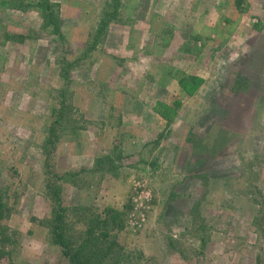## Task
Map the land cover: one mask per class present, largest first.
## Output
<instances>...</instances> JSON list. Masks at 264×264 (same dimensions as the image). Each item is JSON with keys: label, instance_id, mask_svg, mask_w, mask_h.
<instances>
[{"label": "rangeland", "instance_id": "rangeland-1", "mask_svg": "<svg viewBox=\"0 0 264 264\" xmlns=\"http://www.w3.org/2000/svg\"><path fill=\"white\" fill-rule=\"evenodd\" d=\"M41 1L0 0V264H68L56 191L118 264H264V0Z\"/></svg>", "mask_w": 264, "mask_h": 264}, {"label": "trees", "instance_id": "trees-1", "mask_svg": "<svg viewBox=\"0 0 264 264\" xmlns=\"http://www.w3.org/2000/svg\"><path fill=\"white\" fill-rule=\"evenodd\" d=\"M40 3L41 5L46 4L47 0H42ZM241 3L242 0H234V5L238 9L242 8ZM56 194L57 207L52 210L47 223L52 234V241L62 247L67 263L118 264L122 247L119 245L116 233L124 225L123 211L107 207L104 210V219L99 220L97 217L91 219L88 227L78 236L73 237L68 234V223H66L65 216L67 207L59 204L57 191ZM2 206L3 203L0 200V212H2Z\"/></svg>", "mask_w": 264, "mask_h": 264}]
</instances>
